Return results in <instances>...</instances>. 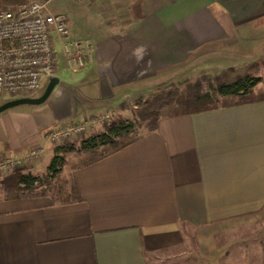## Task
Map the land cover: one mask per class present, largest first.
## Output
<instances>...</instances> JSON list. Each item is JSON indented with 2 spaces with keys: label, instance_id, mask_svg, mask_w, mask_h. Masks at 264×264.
<instances>
[{
  "label": "crops",
  "instance_id": "crops-1",
  "mask_svg": "<svg viewBox=\"0 0 264 264\" xmlns=\"http://www.w3.org/2000/svg\"><path fill=\"white\" fill-rule=\"evenodd\" d=\"M22 1H49L66 15L68 39L93 45L83 68L57 67L43 103L0 113V154L41 148L20 165L32 174L53 157L48 133L264 58V0ZM59 178L61 194L0 197V264H149L189 235L200 254H227L264 210V99L161 117L132 144Z\"/></svg>",
  "mask_w": 264,
  "mask_h": 264
},
{
  "label": "built area",
  "instance_id": "built-area-1",
  "mask_svg": "<svg viewBox=\"0 0 264 264\" xmlns=\"http://www.w3.org/2000/svg\"><path fill=\"white\" fill-rule=\"evenodd\" d=\"M68 19L53 14L49 1H28L11 7L0 6V97L28 96L41 88L57 72L56 43L66 66L81 69L91 61L93 45L68 39ZM109 116L85 119L58 132L48 133L47 141L82 135ZM41 148L23 157L7 158L0 154V174L20 164L31 166Z\"/></svg>",
  "mask_w": 264,
  "mask_h": 264
},
{
  "label": "trees",
  "instance_id": "trees-1",
  "mask_svg": "<svg viewBox=\"0 0 264 264\" xmlns=\"http://www.w3.org/2000/svg\"><path fill=\"white\" fill-rule=\"evenodd\" d=\"M22 0H0V4H15ZM264 71V58L245 67L228 68L215 71L212 75L202 73L194 82L188 80L169 85L160 89L149 98L138 101L136 116L147 123L148 131L154 130L159 118L180 114L203 112L218 107L229 106L264 99V92H255V87L261 78L259 73ZM208 89L204 90V85ZM218 99L221 104L218 105ZM139 138L135 134L132 123L118 118L106 126L100 133L93 134L81 141L78 152L91 155L85 162H94L105 156L132 144ZM65 149L57 147L43 177L25 173L17 169L0 180V186L5 198H19L35 194V190L42 183L56 180L65 164L61 152ZM101 150V151H100ZM71 151V150H69ZM45 181V182H44ZM58 194H60L58 192Z\"/></svg>",
  "mask_w": 264,
  "mask_h": 264
},
{
  "label": "rangeland",
  "instance_id": "rangeland-1",
  "mask_svg": "<svg viewBox=\"0 0 264 264\" xmlns=\"http://www.w3.org/2000/svg\"><path fill=\"white\" fill-rule=\"evenodd\" d=\"M20 3H26V2L21 1L15 4L1 3L0 6L11 7L13 5ZM56 59L58 61L57 62L58 66L62 67L65 63V59L61 52L59 43H56ZM200 75L201 74H199V76L195 77L194 79H190L188 81L194 82L200 78ZM194 76L195 75H193L192 77ZM258 76H260L261 80L259 84L255 87L256 93L264 92V71H261ZM184 81L186 80H182L180 82H177L176 84L182 83ZM44 83L41 85V88L36 92L28 95L27 97L26 96H19V97L32 98L31 96H37L38 94L43 92ZM203 85H204L203 88L206 91L208 87L207 85L205 86V84ZM3 97L7 98L9 96L3 95L2 97H0V99ZM19 97H15V98H19ZM221 103H222L221 99H218V105ZM136 104L137 101H135V103L130 104L126 109V113L123 115L118 113L107 115L109 116L108 118L109 120L106 121L104 120L103 122L96 124L93 128H91L82 135L73 136L69 139H64V140L58 139L56 141L57 144L54 149H56L57 147H63L65 149L60 154L65 159L63 171L68 172L70 168H74L76 166H79L87 162L91 158V155H86L84 153L78 152V148L80 146L81 141L93 134L102 132L106 126L110 125L112 122L117 121L119 117L132 123V125L134 126L135 134L137 136H140L144 132H146L148 130L147 129L148 122H143L137 118L135 113ZM22 107H27V106H22ZM47 164H48V160L44 161L40 167V170H45ZM20 165L12 167L9 170H6L3 174H0V180L2 177L10 173H13L17 169H20L22 167ZM24 172L32 174V172H30V170L27 169L24 170ZM46 172L47 171H45L43 174H32V175L39 176L41 178L46 175ZM63 187L64 185L62 183V179L58 177L56 180L50 181L46 184L42 183V185H39L36 188L34 193L58 194L59 192L61 194ZM0 197H4V194L2 193L1 190V186H0ZM238 235H239L238 237L240 238V242L239 243L233 242V244H229L227 247V251H228L227 254H224L223 252H219L218 254L213 256H204L200 254L198 252L197 244L194 236L189 235L183 247H181L180 249H173L172 251H168V252L158 253L156 255L154 254L152 258L149 260V264H263L264 263V210L256 217H253V220L249 222V226L242 228L239 231Z\"/></svg>",
  "mask_w": 264,
  "mask_h": 264
},
{
  "label": "water",
  "instance_id": "water-1",
  "mask_svg": "<svg viewBox=\"0 0 264 264\" xmlns=\"http://www.w3.org/2000/svg\"><path fill=\"white\" fill-rule=\"evenodd\" d=\"M58 83V79L53 77L49 80L48 84L46 85L42 95L38 98H19L12 101H8L2 105H0V113L13 108L19 105H38L43 103L48 96L50 95L51 91L53 90L54 86Z\"/></svg>",
  "mask_w": 264,
  "mask_h": 264
}]
</instances>
